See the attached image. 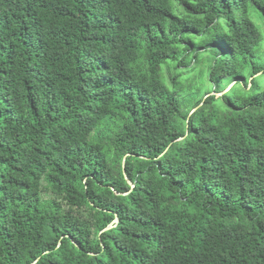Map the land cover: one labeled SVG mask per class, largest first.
<instances>
[{
    "label": "trees",
    "instance_id": "1",
    "mask_svg": "<svg viewBox=\"0 0 264 264\" xmlns=\"http://www.w3.org/2000/svg\"><path fill=\"white\" fill-rule=\"evenodd\" d=\"M253 17L264 0H0V264H264Z\"/></svg>",
    "mask_w": 264,
    "mask_h": 264
},
{
    "label": "rangeland",
    "instance_id": "2",
    "mask_svg": "<svg viewBox=\"0 0 264 264\" xmlns=\"http://www.w3.org/2000/svg\"><path fill=\"white\" fill-rule=\"evenodd\" d=\"M253 22H254V23H255V24L261 29V31H262V36L264 37V28H263L261 22H260L258 19H254V17H253ZM196 74H197V73L194 74V79H195V81L197 80ZM192 76H193V75H192ZM257 80L261 83V85L264 86V76L258 74V76H257ZM228 88H229V87H228ZM228 88L226 89V91L228 90ZM205 91H206V89L204 90V92H205Z\"/></svg>",
    "mask_w": 264,
    "mask_h": 264
}]
</instances>
